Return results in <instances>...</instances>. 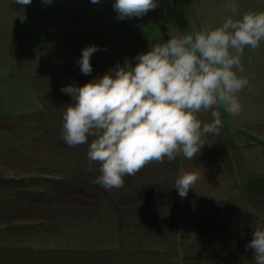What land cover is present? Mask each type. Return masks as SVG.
Segmentation results:
<instances>
[{
  "label": "rangeland",
  "instance_id": "1",
  "mask_svg": "<svg viewBox=\"0 0 264 264\" xmlns=\"http://www.w3.org/2000/svg\"><path fill=\"white\" fill-rule=\"evenodd\" d=\"M114 2L0 0V180H13L11 193L34 203L24 212L0 208V264H254L245 246L264 226V199L244 197L243 186L264 177V42L244 50L241 113L220 108L219 136L206 135L192 160L177 156L174 182L182 170L200 174L186 198L175 188L149 205H121L117 196L113 204L102 192L80 197L63 188L97 178L99 165L89 167L87 144L62 139L72 97L61 88L82 86L125 60L135 66L156 36L163 43L231 16L228 0H158L142 17L121 20ZM233 2V18L264 11V0ZM169 11L177 22L149 35ZM91 45L99 50L84 75L78 61ZM200 119L209 122L210 114Z\"/></svg>",
  "mask_w": 264,
  "mask_h": 264
},
{
  "label": "clouds",
  "instance_id": "2",
  "mask_svg": "<svg viewBox=\"0 0 264 264\" xmlns=\"http://www.w3.org/2000/svg\"><path fill=\"white\" fill-rule=\"evenodd\" d=\"M27 6L32 0H13ZM50 5L53 0H42ZM99 3L100 0H91ZM158 0H115L117 19L142 17ZM231 16L218 26H206L157 42L146 53L125 60L82 86H65L72 97L62 113V139L70 147L88 145L89 167L99 165L94 183L105 190L124 186L147 165L171 162L177 156L192 160L206 135L219 136L220 108L233 117L242 111L238 94L248 86L242 57L245 48L264 42V11H247L239 18L238 6L228 0ZM99 49L81 50L78 61L84 75L92 72L91 56ZM210 114V121L200 119ZM200 179L195 171H181L174 184L183 199ZM254 264H264V226L254 227L245 246Z\"/></svg>",
  "mask_w": 264,
  "mask_h": 264
},
{
  "label": "trees",
  "instance_id": "3",
  "mask_svg": "<svg viewBox=\"0 0 264 264\" xmlns=\"http://www.w3.org/2000/svg\"><path fill=\"white\" fill-rule=\"evenodd\" d=\"M163 16L158 26H152V29L147 31L149 35H156L159 30L165 34L170 26L169 21L173 19L174 22H177L174 11H169L166 16ZM154 39V42H159L160 38L156 36ZM178 159L176 157L171 162L165 160L163 163L153 162L147 165L136 175L125 177L124 186L119 189L114 188L107 191L94 183L96 178L64 184L63 188L68 189V193L70 194H74V192L76 195L79 194L77 196H80V194L84 195V193L97 196L98 193L102 192L107 197L106 201L108 203L111 201L113 204L117 196L121 205H149V200L153 197L164 196L170 193V190L175 189L174 179L170 175L179 166ZM12 183H14L13 180H0V192L4 193V197L1 198L0 208L6 213H10L13 211L21 212L22 210L24 212L25 209L34 207V203L30 199L24 196L20 197L16 193H11ZM243 194L244 197L255 201L264 199V177L255 178L245 183Z\"/></svg>",
  "mask_w": 264,
  "mask_h": 264
}]
</instances>
